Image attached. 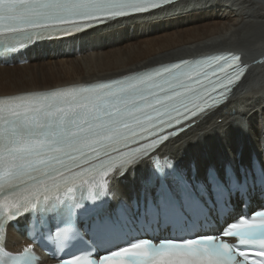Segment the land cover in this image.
Instances as JSON below:
<instances>
[{"label":"snow or ice","instance_id":"snow-or-ice-1","mask_svg":"<svg viewBox=\"0 0 264 264\" xmlns=\"http://www.w3.org/2000/svg\"><path fill=\"white\" fill-rule=\"evenodd\" d=\"M175 3L0 0V56L150 17ZM245 76L239 55L216 54L0 98V264H42L33 243L16 254L6 251L11 221L77 186H87L90 201L110 195L112 182L145 162L151 170L141 181V198L131 206L121 202L119 221L142 218L185 229L219 224V230L101 250L120 230L99 225L88 248L61 255L80 236L68 224L49 237L55 264H264V144L246 162L242 152L231 151L204 166L157 155L224 104ZM254 199L262 201L258 210L237 214Z\"/></svg>","mask_w":264,"mask_h":264},{"label":"bare ground","instance_id":"bare-ground-1","mask_svg":"<svg viewBox=\"0 0 264 264\" xmlns=\"http://www.w3.org/2000/svg\"><path fill=\"white\" fill-rule=\"evenodd\" d=\"M221 49H239L251 70L229 99L161 149L183 164L201 166L242 152V162L264 144V0H185L150 17L123 21L63 41L33 45L27 63L0 66V97L120 76L157 63ZM255 53H254V52ZM149 163L110 184L112 205L130 201L147 177ZM27 241L8 229L6 249Z\"/></svg>","mask_w":264,"mask_h":264},{"label":"rangeland","instance_id":"rangeland-1","mask_svg":"<svg viewBox=\"0 0 264 264\" xmlns=\"http://www.w3.org/2000/svg\"><path fill=\"white\" fill-rule=\"evenodd\" d=\"M13 66H14V65H13ZM13 66H12V67H13Z\"/></svg>","mask_w":264,"mask_h":264}]
</instances>
